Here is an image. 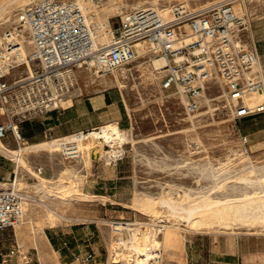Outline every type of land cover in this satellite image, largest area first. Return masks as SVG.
<instances>
[{"label":"rangeland","instance_id":"rangeland-1","mask_svg":"<svg viewBox=\"0 0 264 264\" xmlns=\"http://www.w3.org/2000/svg\"><path fill=\"white\" fill-rule=\"evenodd\" d=\"M34 1L37 0H16L6 5L3 10L0 9V19L10 11L23 8ZM86 1L92 10L89 13L94 18V24L106 19L109 33L105 34L104 27L99 28H102L106 39H109L110 30L117 25L121 12L144 0H93L96 5H93L94 8L99 9L95 13L91 1ZM222 1L224 0H159L156 8L168 13L170 6L177 2L184 3L189 8H199ZM232 4L235 9L246 13L242 38L254 41L260 55L261 68L264 69V0H236ZM141 60L143 59L134 62L135 66H130L128 70L118 71L120 79L128 84L126 89L103 86V83H99L101 79L91 77L92 73L81 70L78 85L72 94L107 88L121 95L127 113V125L120 127L128 129L130 141L122 145L125 152L117 163H112V159L107 162L105 157L97 159L96 155L89 164L81 162L80 157L78 160L67 161L58 151L47 150L27 155L33 169L36 166L42 167L41 175L50 179L66 177L68 174L64 169L69 168L80 179L77 184L80 182L78 186L81 191H100L107 198L62 200L40 190L29 173L20 171L21 184L16 186L29 197L25 220L31 219L40 228L38 239L42 241L47 255L42 257L31 240L24 238L28 224L25 222L18 226L21 231L17 235L13 229L0 230V264H123L122 260L113 261L108 256L111 240L117 235L116 231L111 232V221L123 222L124 225L138 221V227L143 229L148 223L155 222L160 256L150 264H264V229L261 226L238 223L226 229L216 225L211 228H191L185 221L167 218L161 207H157L160 212L151 219L150 216L126 206L133 201L135 195L156 197L170 192L177 197L183 191H206L243 165L247 166L244 159L237 158L229 165V170L212 175L219 161H224L232 151L241 150L240 133L247 134L249 139L248 155L251 163L256 166L264 165V115L233 122L219 97L220 91L214 85L207 91V97L216 99L209 102V106L202 107L190 119V114L183 112L179 97L171 90L159 88L160 74L157 73L156 79L142 75L141 68L137 66ZM106 77L110 78L111 75ZM71 96L61 106L70 103ZM2 140L9 147L16 146L12 137ZM104 148L107 149L106 146ZM0 162L13 169V162L7 157L0 156ZM94 163L98 165V173L92 176L90 171ZM118 164L123 171L117 176L121 175L122 178L116 177V173L111 171ZM87 178H93V184L102 187L82 189ZM225 180L223 188L208 191H211L212 197L237 194L244 188L251 189L232 177ZM0 182H7L8 185L9 181L0 175ZM50 211L55 212L53 219L48 217ZM65 228L77 232V236L82 238L75 241L73 236L69 240L67 237L66 245L73 253L63 252L59 256V245L54 236L52 239L48 238L54 235V231ZM123 232V237H126V232ZM16 244L21 245V252L12 257L7 256L9 249ZM88 254L91 256L88 257Z\"/></svg>","mask_w":264,"mask_h":264},{"label":"built area","instance_id":"built-area-1","mask_svg":"<svg viewBox=\"0 0 264 264\" xmlns=\"http://www.w3.org/2000/svg\"><path fill=\"white\" fill-rule=\"evenodd\" d=\"M86 2L37 0L0 19L1 139L8 133L16 143L24 139L18 123L61 107L76 89L81 70L112 76L154 57L166 60L158 69L159 88L175 93L186 115L216 99L207 97L214 85L233 122L264 115V69L258 68L254 41L242 38L247 16L234 8L233 0L199 8L177 2L168 16L161 8H130L121 12L106 40L100 39L102 28L92 21ZM91 130L47 139H55L64 159L76 160L79 141ZM239 146L241 153L250 152L247 134H239ZM124 152L111 155L112 163ZM8 181L7 187L0 186V230L24 223L29 200L16 186L15 173ZM17 252L16 244L6 255Z\"/></svg>","mask_w":264,"mask_h":264},{"label":"bare ground","instance_id":"bare-ground-1","mask_svg":"<svg viewBox=\"0 0 264 264\" xmlns=\"http://www.w3.org/2000/svg\"><path fill=\"white\" fill-rule=\"evenodd\" d=\"M158 1L159 0L138 1L135 5H131L130 8L147 6L156 8ZM235 1L236 0H233V2ZM14 2H16V0H0V9L3 10L6 5ZM114 2L116 1L114 0ZM93 5L95 4L91 2V6ZM85 8L89 13V10H91L89 9L90 7L86 6ZM94 11H99V9H96L95 7L93 12ZM160 11L162 12V15L168 16L169 12L165 13L163 10ZM104 20L105 21L102 23L96 22L95 24L104 27L106 34L109 32H107L106 29V26H108L107 21L105 18ZM105 34H102L100 37L101 40H106L107 36L105 37ZM165 62V58L155 57L151 59V61L139 62L137 66L141 68L142 75L148 78H155L157 73H159L158 69L162 67ZM258 68H261V66L258 65ZM125 70H128V68L122 67V71ZM88 72L91 73V71ZM91 77L99 78V80L101 79L99 83H103V86H117L121 89L128 88V84L120 79L117 71H114L110 78L101 75L94 76L93 74H91ZM261 98V95L257 96L258 100ZM193 116L195 117V115H189L188 118L192 119ZM15 132L16 134L18 133L17 130ZM80 134L82 136L85 135L84 133ZM129 139L130 136L128 129L121 128L116 121L106 122L100 125L97 129L88 131L85 138L79 141L81 162L89 164L91 158L93 159L95 155L97 156V159L105 157L108 162V160L111 159V155L115 156L117 151L123 149L122 145L128 143V141H130ZM105 146L107 149L104 148ZM40 150H47L49 152L57 151L55 139H48L32 145L25 144L22 139L17 143L16 148L11 149L8 148L0 138V153L4 154L5 157L13 162L15 169V183L17 185L21 184L19 181V172H23L24 170L36 180V187L45 193L55 195L62 200H69L71 198L85 200L97 198L96 196L84 193L79 189L78 184L80 182L77 184L79 178H77V174L74 170L65 168L64 171L66 175L68 174L67 176L65 175L66 177L59 176L57 179H50L41 175V167L33 169L29 164L27 155H29L30 152H37ZM231 154L226 157L224 161L218 162L219 165L213 169L214 171L212 175H217L229 170V165L237 158L244 159V161H246L245 163H248V165L244 166L242 164L243 167L235 170L230 176H226L223 181L216 182L210 189L223 188L226 182L225 179L228 177H232L233 180L238 183H244L247 186H250L251 189L249 188L248 190L244 188L237 194H230L222 197H212L210 194L211 191L208 192L210 189L202 192H191L190 190L183 191L178 194L177 197L171 195L170 192H166V194L156 197L135 195L133 201L130 204H126V206L131 207V209H134L135 211L144 213V215L146 214L150 216L151 219L160 212L157 211V207H161L167 218L172 217L174 219L185 221V223L191 228H211L216 225L226 229L233 224L238 225V223H241V225L248 224L252 225V227L253 225L261 226V228L263 227L264 229V165L261 164L260 166H256L255 164H252L249 160V155L243 154L240 151H232ZM6 184L7 182H0L1 187H7ZM53 213L55 212L50 211L48 213L50 219H53ZM56 215L62 217L60 214L56 213ZM25 222L28 224L25 227L27 231H25L24 238H29L42 257H46L47 254L46 250L43 248V243L38 239V229L40 228L35 226L31 219L25 220L24 223ZM138 224V221L128 222L126 225L119 221L109 222V225L112 227L111 232H117L115 238H112V240L110 238L112 241L108 255L110 259L113 261L118 259L122 260L123 264H150L151 261H155V259L160 256L158 247L159 241L157 239L158 229L156 228L157 226H154L156 225L155 222L148 223L147 227L144 229L138 227ZM18 226L13 229V231L15 230L16 235L21 231V228L19 229ZM123 231L126 232V237H123ZM19 247H21V245H19Z\"/></svg>","mask_w":264,"mask_h":264},{"label":"crops","instance_id":"crops-1","mask_svg":"<svg viewBox=\"0 0 264 264\" xmlns=\"http://www.w3.org/2000/svg\"><path fill=\"white\" fill-rule=\"evenodd\" d=\"M69 99L70 103L64 106L50 111H45L35 117L19 122L18 128L22 137L24 138L23 142L28 145L37 144L46 141L45 139L48 135H50L52 138H58L76 131L93 129L109 121H116L119 126L127 125L126 109L122 103L121 95L116 91H110L107 88L87 93H81L80 91L72 95ZM8 137H12V135L8 133L3 139H7ZM6 146L8 148L14 149L17 147V143L14 148L9 147L8 145ZM30 153H35V151ZM0 156L5 155L0 153ZM92 166L93 168L91 169L90 173L93 176L98 173V165L94 163ZM36 167L35 169H37ZM111 171L116 173V177H123L121 175L117 176L123 171L119 164L114 168L112 167ZM14 173V166L13 169H10V167H5V165L1 164L0 162V175H2L3 178L10 180ZM94 181L95 180L93 178H87L82 185V189L85 187L91 189H99L102 187L95 183L93 184ZM86 193L96 197H105L102 192L96 190H87ZM77 234V232L74 233L73 230L65 228L54 231V235H50L48 239H52L54 236L55 241L59 245L57 252L60 256L63 252L73 253L69 246L66 245L65 241L67 237L69 240L70 236H73L75 241L81 239L82 237L77 236ZM48 241L52 246L50 240ZM64 264L68 263L64 262Z\"/></svg>","mask_w":264,"mask_h":264}]
</instances>
